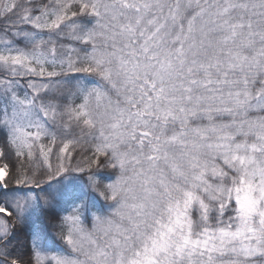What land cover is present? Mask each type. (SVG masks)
Masks as SVG:
<instances>
[{
  "label": "snow or ice",
  "instance_id": "obj_1",
  "mask_svg": "<svg viewBox=\"0 0 264 264\" xmlns=\"http://www.w3.org/2000/svg\"><path fill=\"white\" fill-rule=\"evenodd\" d=\"M0 103V264H264V0H0Z\"/></svg>",
  "mask_w": 264,
  "mask_h": 264
},
{
  "label": "trees",
  "instance_id": "obj_2",
  "mask_svg": "<svg viewBox=\"0 0 264 264\" xmlns=\"http://www.w3.org/2000/svg\"><path fill=\"white\" fill-rule=\"evenodd\" d=\"M87 75V74H86ZM77 76V75H76ZM7 162V161H0V164ZM75 175H82L85 179L87 174H75ZM8 179H11V177H8ZM10 187L13 185H9ZM97 203H104V201L102 199H98ZM57 211H59V209H57ZM37 225H39L41 228H43L46 232V234L48 235L49 239L47 241L48 247H54V242H53V230L48 226L47 221L45 218L41 217L40 219H38L36 221ZM31 231L32 228L31 227H26L24 232L21 234L20 236V240H21V244L18 245V251L19 252H25L27 251L28 247L30 246V236H31Z\"/></svg>",
  "mask_w": 264,
  "mask_h": 264
},
{
  "label": "rangeland",
  "instance_id": "obj_3",
  "mask_svg": "<svg viewBox=\"0 0 264 264\" xmlns=\"http://www.w3.org/2000/svg\"><path fill=\"white\" fill-rule=\"evenodd\" d=\"M76 75H77V78H78V79H81V80H86V81H89V82H91V81L94 80L93 77L88 76V75L83 74V73L76 74ZM25 90H26V89H22V92L25 91ZM0 107H2V103H0ZM97 206H98L99 208H101V209L106 208L105 203H102V204H101V203H97Z\"/></svg>",
  "mask_w": 264,
  "mask_h": 264
}]
</instances>
